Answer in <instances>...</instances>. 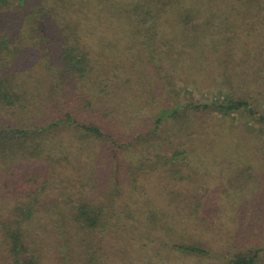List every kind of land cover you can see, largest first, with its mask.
<instances>
[{
	"label": "trees",
	"instance_id": "16d2710c",
	"mask_svg": "<svg viewBox=\"0 0 264 264\" xmlns=\"http://www.w3.org/2000/svg\"><path fill=\"white\" fill-rule=\"evenodd\" d=\"M249 119L264 0H0V264H264Z\"/></svg>",
	"mask_w": 264,
	"mask_h": 264
},
{
	"label": "rangeland",
	"instance_id": "374dc122",
	"mask_svg": "<svg viewBox=\"0 0 264 264\" xmlns=\"http://www.w3.org/2000/svg\"><path fill=\"white\" fill-rule=\"evenodd\" d=\"M213 77L216 76V74L213 72ZM186 89L188 90H191L196 97L198 98H201V99H205V100H208V99H216L218 97V93L216 92H213L212 90H205V89H202V88H196L192 83L189 84V85H186L185 86ZM237 116V115H235ZM239 118V117H238ZM249 124H252L254 125V128L256 130V132L259 134V136H255L256 138H262L263 141H264V125L262 124H256L252 119H249ZM255 142V144H259L256 140H253Z\"/></svg>",
	"mask_w": 264,
	"mask_h": 264
}]
</instances>
